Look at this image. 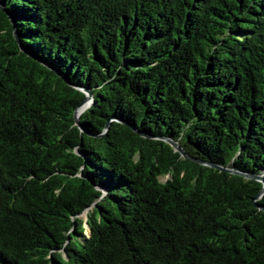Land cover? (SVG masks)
Instances as JSON below:
<instances>
[{"label":"trees","instance_id":"16d2710c","mask_svg":"<svg viewBox=\"0 0 264 264\" xmlns=\"http://www.w3.org/2000/svg\"><path fill=\"white\" fill-rule=\"evenodd\" d=\"M243 175L264 0H0V264H264Z\"/></svg>","mask_w":264,"mask_h":264},{"label":"water","instance_id":"95a60500","mask_svg":"<svg viewBox=\"0 0 264 264\" xmlns=\"http://www.w3.org/2000/svg\"><path fill=\"white\" fill-rule=\"evenodd\" d=\"M7 18H8V22H9V24L11 26V34H12L13 40L17 44L18 48L20 50H22V47H21L19 38H18L17 33H16V30H15L14 22H13V20L10 17H7ZM49 70L52 71L58 78H60V80H62V82H64L65 84H67V86L72 87L56 71H54L52 69H49ZM82 92H83L84 98L80 102L79 106L75 109V112H74V119H75L76 124H77V118H78L79 114L82 111H84L87 107L90 106L91 100H92L91 99V95L88 92H86V91H82ZM86 104H87V107H84ZM80 108H83V109H82L81 112L78 113V110ZM164 141H165V143L167 145H169L173 149L174 152L178 153L182 159H186V160H189V161H191L193 163H197L199 165H203V166H207V167H210V168H213V169H217L219 171H226V172H231L232 173V171L225 170V169L220 168V167H218L216 165H212V164L205 163L203 161H200V160L191 158L187 154H185L184 151L176 143H174L172 141H169V140H164ZM243 176L245 178H248V179H251L253 181H256V182H258L260 184L261 187H260L259 191L255 194V196L252 198L251 202H252L253 207H255L257 209H260L261 211L264 212V208L260 207L257 204L258 200H260L262 198V196L264 195V179H262L261 177H256V176H245V175H243ZM95 191L98 192L97 189H95Z\"/></svg>","mask_w":264,"mask_h":264},{"label":"bare ground","instance_id":"6f19581e","mask_svg":"<svg viewBox=\"0 0 264 264\" xmlns=\"http://www.w3.org/2000/svg\"><path fill=\"white\" fill-rule=\"evenodd\" d=\"M84 107H87V104H86ZM82 109H83V108H80V109L78 110V113L81 112Z\"/></svg>","mask_w":264,"mask_h":264},{"label":"rangeland","instance_id":"374dc122","mask_svg":"<svg viewBox=\"0 0 264 264\" xmlns=\"http://www.w3.org/2000/svg\"><path fill=\"white\" fill-rule=\"evenodd\" d=\"M82 217H83V218L85 217L84 214L82 215Z\"/></svg>","mask_w":264,"mask_h":264}]
</instances>
